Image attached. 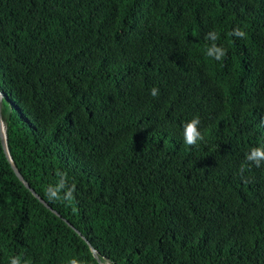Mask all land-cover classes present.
<instances>
[{
    "label": "trees",
    "instance_id": "16d2710c",
    "mask_svg": "<svg viewBox=\"0 0 264 264\" xmlns=\"http://www.w3.org/2000/svg\"><path fill=\"white\" fill-rule=\"evenodd\" d=\"M0 94V264H264V0H0Z\"/></svg>",
    "mask_w": 264,
    "mask_h": 264
},
{
    "label": "clouds",
    "instance_id": "9594fccd",
    "mask_svg": "<svg viewBox=\"0 0 264 264\" xmlns=\"http://www.w3.org/2000/svg\"><path fill=\"white\" fill-rule=\"evenodd\" d=\"M230 37L243 39L246 37V33L240 30L238 27H233L227 34ZM220 36L216 30L208 31L204 37L207 41V47L204 50V54L213 61L219 62L226 56V49L222 45H218ZM150 95L156 97L158 95V89L153 87L150 90ZM201 121L199 117H193L183 124L182 127V139L184 144L188 146L196 145L202 140V133L200 130ZM245 160L251 162L253 165L259 167L264 163V143L251 148L245 156ZM57 180L55 183H50L45 188V194L47 198L52 200H64L71 202L74 199L75 186L68 182V179L63 172H57ZM8 264H26L25 259L20 256H12L8 260ZM67 264H81V261L75 257L69 259Z\"/></svg>",
    "mask_w": 264,
    "mask_h": 264
},
{
    "label": "water",
    "instance_id": "95a60500",
    "mask_svg": "<svg viewBox=\"0 0 264 264\" xmlns=\"http://www.w3.org/2000/svg\"><path fill=\"white\" fill-rule=\"evenodd\" d=\"M1 99H2V96H1V94H0V110H1ZM0 142H1V145H2V148H3V151H4V153H5V155H6V158L8 159V161L12 164V162H11V159H10V157H9V154H8V151H7V148H6V142H5V137H4V132H3V127H2V123H1V120H0ZM13 169H14V172H15V174H16V176H17V178L23 183V185L31 192V194L34 196V197H36L44 206H45V208H47L49 211H51L52 213H54V214H56L58 217H59V215L55 212V211H53L52 210V208L50 207V206H48L42 199H40V198H38V196L36 195V193L32 190V189H30V187L28 186V184H26L25 182H24V180L22 179V177L20 176V174L18 173V171L13 167ZM66 222V221H65ZM67 224H68V222H66ZM71 228H72V226L70 225V224H68ZM78 233V232H77ZM79 235H80V233H78ZM91 251H92V253H93V256H94V258H97V254H96V252L94 251V249H92L91 248Z\"/></svg>",
    "mask_w": 264,
    "mask_h": 264
},
{
    "label": "bare ground",
    "instance_id": "6f19581e",
    "mask_svg": "<svg viewBox=\"0 0 264 264\" xmlns=\"http://www.w3.org/2000/svg\"><path fill=\"white\" fill-rule=\"evenodd\" d=\"M3 127V126H2Z\"/></svg>",
    "mask_w": 264,
    "mask_h": 264
}]
</instances>
